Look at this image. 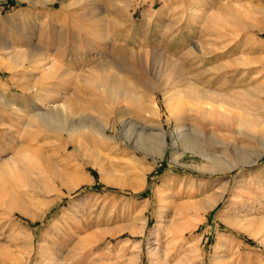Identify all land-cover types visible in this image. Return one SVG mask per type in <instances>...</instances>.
I'll return each mask as SVG.
<instances>
[{
    "label": "rangeland",
    "instance_id": "1",
    "mask_svg": "<svg viewBox=\"0 0 264 264\" xmlns=\"http://www.w3.org/2000/svg\"><path fill=\"white\" fill-rule=\"evenodd\" d=\"M0 95V264H264V0H0ZM41 103L82 128L40 127ZM158 131L160 156L136 142Z\"/></svg>",
    "mask_w": 264,
    "mask_h": 264
},
{
    "label": "bare ground",
    "instance_id": "2",
    "mask_svg": "<svg viewBox=\"0 0 264 264\" xmlns=\"http://www.w3.org/2000/svg\"><path fill=\"white\" fill-rule=\"evenodd\" d=\"M101 38H103V37H101ZM22 58H23V55H22ZM100 58H101V55H100ZM22 60H19V59L15 58V59H13V62L18 63V62H22ZM103 61L104 62H102V64H100V66H105V70L103 71L104 73H101L102 79H100L101 77L99 76L100 78H98L99 80H97L98 86L102 88L100 90H102V92L106 95L107 98H109L110 100H113V102L114 101H119V99H124L125 97H132L133 98V96L131 94L130 95L127 94L128 91H127V88H126L127 86H126V79H125V75H126L125 73L126 72H125V70L123 68L124 56L122 55V53L119 54L118 57L116 58L115 62H117V65H116L117 66V70L114 71V72L112 71V68L114 67L113 66L114 65V63H113L114 61H112V60L110 61V60H106V59H104ZM100 72H98L99 75H100ZM48 76L49 77H53V74H50V75L48 74ZM63 76H64V79L65 78H70L71 77V73L70 72H65V73H63ZM97 84H95V85H97ZM195 98H197V97H195ZM168 99L169 98H167V100ZM170 102L168 103V109H170L173 112H176V113L177 112H181L182 110H184L186 108V103L184 102L183 97H179V99H177L176 101L171 102V103ZM0 104H4V105H9L10 106V102L8 100H6L3 95H0ZM65 104L55 105L53 103H41V105L39 104L41 107L38 108V109L32 107L33 111L31 112V115H32V117H34L37 120V122L40 124V127L44 128V129H47V130H49L51 132H54L56 135H62L61 133L66 132L67 136L71 137L72 134L74 132H76L77 130H80L82 128V126H80L79 124L73 125V126H67L66 124H64L62 122L63 118L66 115H69L71 113L69 108ZM192 105L195 107L192 110H195L197 113H199L203 117L207 116L212 111H218L215 108V106H213V105H211V107L210 106L209 107L203 106L204 103L199 98L197 100H195V102L192 103ZM220 113L222 114V112H220ZM71 115H72V113H71ZM104 115H106V114H104ZM82 117H86V118L89 119L88 115H84ZM66 118H67V116H66ZM88 119H86L87 122L91 123V122L88 121ZM82 121H84V120H82ZM109 126H110L109 123L108 122L106 123L104 121H99V123H97L96 125L87 124V127L89 128V130L94 131V133L96 132L98 134V136H100L105 141L106 140L107 141L108 140L109 141L112 140V137L108 136L107 133H106L107 128ZM84 127H85V125H84ZM130 129H131V127H130ZM130 129H128V130L126 129L125 130V133L127 134V136H129V134H132ZM175 131H176V134H174L171 131L172 141H173L174 145L177 144V138H178L180 143H181V145L185 149L189 148V147L192 148V149L196 148V146H195V148L192 147L194 145V142L191 140V138L189 136L188 129L184 128V125L177 126L175 128ZM139 140H140V147H142L145 151H147L148 154H149V152H150V154L152 152H155V153L158 152L156 154L158 156L164 154V150L166 148L167 140H166V135H165V133L163 131H161V132L158 131L155 134L154 133H148V134H144V135H143V133L142 134L140 133V134L137 135V141L136 142H138ZM135 143H134V145L138 146L139 143H137V144H135ZM213 164H214V167L217 168V169H219V168L220 169H223V168L227 169L229 167H232V166H230L228 164L225 165V164H223L222 162H219V161H214ZM102 179L106 180V176L104 174H102Z\"/></svg>",
    "mask_w": 264,
    "mask_h": 264
}]
</instances>
